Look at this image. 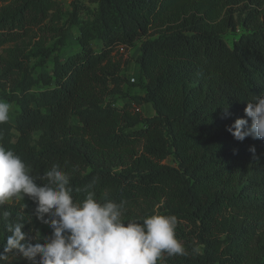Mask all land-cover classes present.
I'll return each instance as SVG.
<instances>
[{
	"label": "trees",
	"instance_id": "1",
	"mask_svg": "<svg viewBox=\"0 0 264 264\" xmlns=\"http://www.w3.org/2000/svg\"><path fill=\"white\" fill-rule=\"evenodd\" d=\"M89 1L96 15L78 24L76 47L60 39L54 54L52 45L26 52L24 44L37 29H59L48 27L62 17L57 1L0 0V101L15 105L0 145L37 183L58 164L74 198L89 186L98 200L123 201L125 219L175 215L187 254L157 264H264V139L227 131L237 118L250 125L244 109L264 95V0ZM139 39L129 85L142 94L131 95L113 53ZM31 56L51 57L50 70L33 75ZM115 95L128 101L116 106ZM143 103L153 115L137 109ZM35 208L25 197L0 211L42 241L52 230ZM9 234L0 221V252ZM13 256L0 264L39 262Z\"/></svg>",
	"mask_w": 264,
	"mask_h": 264
},
{
	"label": "clouds",
	"instance_id": "2",
	"mask_svg": "<svg viewBox=\"0 0 264 264\" xmlns=\"http://www.w3.org/2000/svg\"><path fill=\"white\" fill-rule=\"evenodd\" d=\"M9 111L10 105L0 101V124L9 120ZM244 112L251 124L246 118H237L227 131L238 141L249 136L264 139V95L248 102ZM40 179L47 182L37 183L30 166L0 145V208L28 197L36 203L34 215L52 230L42 241L38 236L30 237L22 231V218L12 220L10 211H0V221L10 233L0 262L7 261L8 254H21L30 261L39 257L38 264H157L166 256L187 254L176 236L175 215L125 219L123 201L117 203L107 194L98 200L89 186L83 189V199H76L70 175L58 164Z\"/></svg>",
	"mask_w": 264,
	"mask_h": 264
},
{
	"label": "rangeland",
	"instance_id": "3",
	"mask_svg": "<svg viewBox=\"0 0 264 264\" xmlns=\"http://www.w3.org/2000/svg\"><path fill=\"white\" fill-rule=\"evenodd\" d=\"M57 3L61 6L62 9V17L59 19L57 23L49 24V26H57L56 28L59 29H44L40 30L37 29L31 39L25 42L24 46L26 52H29L33 49L34 42H39L43 46H54L52 51L55 52L58 49L59 43L57 40L62 39V41L66 40L69 47L75 48L76 47V36L79 33L78 24L80 23H87L90 22L94 16L96 15V4L91 3L89 0H56ZM74 8H76L74 10ZM63 25V27H62ZM63 28V29H62ZM64 30V37L59 38V33ZM59 38V39H58ZM142 39H139L135 42V44L131 47H117L114 50V60L119 61L121 63V74L124 78V83L122 85V89L128 92L131 95L134 94H142V89L137 85H129L131 79L135 80L136 83V74H137V62L136 56L139 52V45ZM92 46L95 50H98L100 45L98 40L92 41ZM34 50V49H33ZM51 57L46 59V61H37L36 56L30 57L29 67L33 72V75L38 73H44L50 70ZM116 106H121L124 102H127L128 99L126 97L115 95L113 98L110 99ZM10 105L9 111V121L14 122V111L15 105L8 101H3ZM137 109L144 115V116H151L153 115L154 111L153 108L149 103H143L137 106ZM39 135V132L34 133L33 137L36 139ZM168 162H172V160L168 159ZM17 201V200H16ZM20 201V200H19ZM12 260L17 261H24L29 262L30 260L24 258L21 254H16L12 258Z\"/></svg>",
	"mask_w": 264,
	"mask_h": 264
},
{
	"label": "built area",
	"instance_id": "4",
	"mask_svg": "<svg viewBox=\"0 0 264 264\" xmlns=\"http://www.w3.org/2000/svg\"><path fill=\"white\" fill-rule=\"evenodd\" d=\"M131 80H133V78Z\"/></svg>",
	"mask_w": 264,
	"mask_h": 264
}]
</instances>
